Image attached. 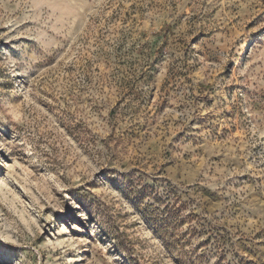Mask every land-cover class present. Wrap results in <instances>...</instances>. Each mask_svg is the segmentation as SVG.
I'll list each match as a JSON object with an SVG mask.
<instances>
[{
  "label": "rangeland",
  "instance_id": "obj_1",
  "mask_svg": "<svg viewBox=\"0 0 264 264\" xmlns=\"http://www.w3.org/2000/svg\"><path fill=\"white\" fill-rule=\"evenodd\" d=\"M0 264H264V0H0Z\"/></svg>",
  "mask_w": 264,
  "mask_h": 264
}]
</instances>
